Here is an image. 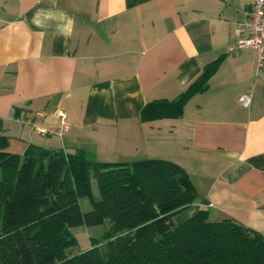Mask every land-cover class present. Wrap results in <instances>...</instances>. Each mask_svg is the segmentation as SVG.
Listing matches in <instances>:
<instances>
[{"label":"crops","instance_id":"1","mask_svg":"<svg viewBox=\"0 0 264 264\" xmlns=\"http://www.w3.org/2000/svg\"><path fill=\"white\" fill-rule=\"evenodd\" d=\"M251 0H0L3 151L82 150L93 160H170L190 176L199 209L264 236V41L239 48ZM219 58L178 118L142 120ZM250 94L243 107L238 97ZM64 115L68 129L43 134ZM180 214V213H179Z\"/></svg>","mask_w":264,"mask_h":264},{"label":"trees","instance_id":"2","mask_svg":"<svg viewBox=\"0 0 264 264\" xmlns=\"http://www.w3.org/2000/svg\"><path fill=\"white\" fill-rule=\"evenodd\" d=\"M219 58L173 99H154L142 120L178 118L185 101L207 87ZM0 136V264H264V236L230 218L211 221L199 209L172 218L198 196L188 173L161 158L90 160L84 151L29 146L3 151ZM94 178L99 191L91 190ZM81 196L91 202L82 212ZM108 220L101 239L74 253L70 228Z\"/></svg>","mask_w":264,"mask_h":264},{"label":"built area","instance_id":"3","mask_svg":"<svg viewBox=\"0 0 264 264\" xmlns=\"http://www.w3.org/2000/svg\"><path fill=\"white\" fill-rule=\"evenodd\" d=\"M234 35L239 48H255L259 52L257 63V71L262 68V49L264 41V0H251L250 9L246 13L244 20L236 23L234 27ZM238 102L243 107H248L250 104V94L244 93L238 97ZM60 122L57 126H51L47 129H42L43 134L62 133L68 129L64 120V115H59Z\"/></svg>","mask_w":264,"mask_h":264},{"label":"rangeland","instance_id":"4","mask_svg":"<svg viewBox=\"0 0 264 264\" xmlns=\"http://www.w3.org/2000/svg\"><path fill=\"white\" fill-rule=\"evenodd\" d=\"M87 156V155H86ZM90 160H93L91 156H87ZM96 161V160H93ZM91 190L94 198L99 199V191L97 187L96 180L91 178ZM79 205L82 212H86L91 209V202L86 196H81L79 199ZM180 214H176L180 215ZM176 216L172 218V221L175 222ZM110 223L108 220H105L102 223L95 225H75L70 228L72 236L76 239V246L72 248V252L77 253L88 249L91 245L92 239H101L106 234L109 229Z\"/></svg>","mask_w":264,"mask_h":264}]
</instances>
